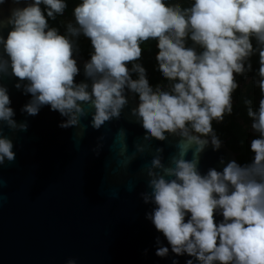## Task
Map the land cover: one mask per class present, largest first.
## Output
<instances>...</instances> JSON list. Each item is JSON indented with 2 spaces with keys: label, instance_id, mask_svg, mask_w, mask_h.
<instances>
[{
  "label": "water",
  "instance_id": "95a60500",
  "mask_svg": "<svg viewBox=\"0 0 264 264\" xmlns=\"http://www.w3.org/2000/svg\"><path fill=\"white\" fill-rule=\"evenodd\" d=\"M0 0V264H205L264 211L239 153Z\"/></svg>",
  "mask_w": 264,
  "mask_h": 264
},
{
  "label": "trees",
  "instance_id": "16d2710c",
  "mask_svg": "<svg viewBox=\"0 0 264 264\" xmlns=\"http://www.w3.org/2000/svg\"><path fill=\"white\" fill-rule=\"evenodd\" d=\"M80 1L39 0L53 38ZM81 12L87 27L68 45L127 71L168 120L227 139L264 209V0H87ZM200 251L205 264H264V211Z\"/></svg>",
  "mask_w": 264,
  "mask_h": 264
},
{
  "label": "rangeland",
  "instance_id": "374dc122",
  "mask_svg": "<svg viewBox=\"0 0 264 264\" xmlns=\"http://www.w3.org/2000/svg\"><path fill=\"white\" fill-rule=\"evenodd\" d=\"M87 0H81L79 4L76 5L74 8V11L72 12L71 16L66 17L65 21L70 27V31L62 37V40L66 43H68L71 39L77 38L81 31L84 30L85 27H87V22L84 20V17L82 16L81 10L86 5ZM239 22H242L241 19H237ZM247 23V21H246ZM198 27L194 25V28L192 30H197ZM221 33L224 32V29L222 28ZM182 71L186 72L189 71L190 73L193 71L192 68H185L182 67Z\"/></svg>",
  "mask_w": 264,
  "mask_h": 264
}]
</instances>
